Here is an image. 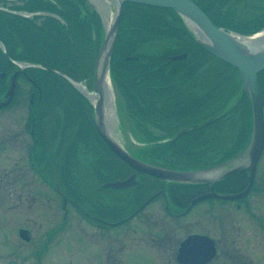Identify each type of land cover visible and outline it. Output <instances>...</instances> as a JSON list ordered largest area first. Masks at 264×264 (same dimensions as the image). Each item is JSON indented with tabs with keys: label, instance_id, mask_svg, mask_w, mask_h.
Returning <instances> with one entry per match:
<instances>
[{
	"label": "flooded vegetation",
	"instance_id": "obj_1",
	"mask_svg": "<svg viewBox=\"0 0 264 264\" xmlns=\"http://www.w3.org/2000/svg\"><path fill=\"white\" fill-rule=\"evenodd\" d=\"M26 1L30 0H4V4L11 11H24L13 6ZM199 4L213 20L234 28L252 29L264 24V0H199ZM44 18L27 19L42 25ZM0 42V101L6 100L7 90L13 87L10 101L0 107V114L6 111L8 120L5 125L0 122V143L6 138L7 145L16 152L14 156L8 152L11 166H0V187L5 189V193L0 191V199L11 202V213L17 209L15 206L23 207L24 221L34 222L37 213L43 215L42 220L48 203V207L56 209L48 214L60 217L53 227L60 231L56 234L62 233L70 218L75 223L80 216L91 228L102 232L101 238H106L103 245L108 249L102 254L107 255V260L99 261L100 264H132L140 255L146 257L147 264H264V148L253 183L245 195L234 199L212 194L243 192L247 188L246 170L218 181L199 183L159 181L138 172L135 187H107L108 183L134 175L135 170L113 154L95 132L88 102L69 83L62 84L53 69L46 72L47 67L41 63L14 58L6 44L1 39ZM15 52L22 55L20 47ZM176 55L182 54H171L165 59L176 62L188 57L185 54L173 59ZM202 82L204 89V78ZM258 82L264 98V70L258 74ZM64 95L73 101L62 100ZM148 104L152 106L150 110H140L142 107L138 106L133 109L139 121L143 119L155 126H144L140 121V136L161 140L165 137L163 132L179 131L165 112L156 110L158 102ZM200 113L205 114L204 104ZM215 116L197 124L201 125L194 128L201 130L197 138L192 134L194 129L183 135L182 154L187 166L175 167L163 160L166 166L204 169L216 165L222 142L230 140L231 134L222 129L228 120L219 122L221 118ZM15 120L20 121L23 131L13 130ZM154 129L158 132L152 134ZM141 151L148 156L141 154V158L149 162L155 161L154 157L167 158L157 148L151 154L145 148ZM211 152L214 154L207 162L205 155ZM196 162L199 167L189 165ZM82 187H88L89 208L79 200ZM117 193L122 194V200ZM227 215L231 223L225 229L221 221ZM20 228L28 229L31 236L30 228ZM31 239L32 236L27 243ZM112 240L117 243L116 250H109Z\"/></svg>",
	"mask_w": 264,
	"mask_h": 264
},
{
	"label": "trees",
	"instance_id": "obj_2",
	"mask_svg": "<svg viewBox=\"0 0 264 264\" xmlns=\"http://www.w3.org/2000/svg\"><path fill=\"white\" fill-rule=\"evenodd\" d=\"M0 3L4 4V0ZM208 6L212 7L210 3ZM15 7L27 11L45 9L56 12L65 24L50 23L48 18H44L45 22L38 25L34 22L38 16L29 20L0 10V39L14 57L41 63L77 80L92 79L93 63L103 30L98 27L99 18L89 10L86 0H30ZM246 29L250 30L239 31H254ZM16 47L21 48L22 55L15 54ZM178 52H188V57L176 62L165 59ZM1 64L0 60V68ZM111 75L133 109L138 106L139 109L142 107L140 110H150L152 106L148 103L158 102L156 110L165 112L177 130L224 112L219 122L231 119L229 124L228 121L222 124L223 131L231 134V138L222 142L220 161L235 154L247 142L250 111L245 93H240L236 69L202 49L182 18L171 9L125 2L111 58ZM54 76L60 78L62 84L69 83L60 74L55 73ZM62 98L73 101L69 96ZM234 98H238V103L229 106ZM202 104L205 105L204 116L200 113ZM171 105L173 107H167ZM197 115L202 118L196 120ZM189 119L191 122H186ZM94 130L96 132L95 126ZM200 131L194 129L193 136L197 138ZM182 139L183 135L157 148L167 157L163 160L175 167L187 166V158L182 154ZM211 153L205 155L207 162L214 154Z\"/></svg>",
	"mask_w": 264,
	"mask_h": 264
},
{
	"label": "water",
	"instance_id": "obj_3",
	"mask_svg": "<svg viewBox=\"0 0 264 264\" xmlns=\"http://www.w3.org/2000/svg\"><path fill=\"white\" fill-rule=\"evenodd\" d=\"M117 5L116 13L112 24L105 33L103 44L94 62L93 91L97 94L94 101L95 123L99 134L107 146L129 166L139 172L153 175L161 181L176 182H212L217 181L229 174L246 170L247 188L241 193L212 194L220 198H237L243 196L252 184L256 163L263 150L264 145V118L262 97L257 80V73L264 69V36H260L259 41H249V37H254L261 33L264 35V28L253 35L239 34L223 27L215 25L207 14L192 0H113ZM124 1L140 3L150 6L168 7L175 10L190 27L195 34L196 40L207 52L215 57L231 64L237 69L238 77L241 81V90L246 92L251 107V131L249 138L243 148L230 159L215 166L204 169H171L156 164L143 161L124 148L106 126L105 96L104 89L100 86L98 77V64L102 52L106 45L108 50L104 54L103 70L101 74H109L110 58L115 43L120 17L123 11ZM189 22L201 32L204 40L197 37L196 32ZM185 54L173 56V59L182 58ZM75 83V82H73ZM83 92V91H82ZM84 93V92H83ZM13 94V87L6 92L7 99L0 102V106L6 105ZM85 94V93H84ZM209 122V121H208ZM206 122V123H208ZM205 123V124H206ZM203 125V124H202ZM201 126V125H199ZM191 127L180 130L175 137L188 132ZM209 171H212L209 172ZM136 174V173H135ZM135 175L124 181L108 183L106 186L120 188L135 185ZM25 231H21V236L27 239Z\"/></svg>",
	"mask_w": 264,
	"mask_h": 264
},
{
	"label": "rangeland",
	"instance_id": "obj_4",
	"mask_svg": "<svg viewBox=\"0 0 264 264\" xmlns=\"http://www.w3.org/2000/svg\"><path fill=\"white\" fill-rule=\"evenodd\" d=\"M88 2L100 12L106 33L112 24L116 13L117 5L115 1L88 0ZM5 6L6 5L4 4V7ZM84 81L85 80H82V84H84ZM90 92L91 94L96 93L92 89H90ZM111 95V122H108L107 120L105 104L106 126L108 130L123 145L131 147L138 146V140L140 139V135H138V132L140 133L139 127L137 126L138 129H135L133 127L134 122H131L132 119L130 117V119L125 117L127 115V110H125V108L123 109V104H120L119 102L117 103V98L115 100V97H120V95L115 89L113 83L111 87ZM186 104H188V102H186ZM116 109L118 116H116ZM0 115V122L3 125H5V123L7 124L8 120L5 117L7 116L6 111H1ZM200 118H202V116L197 115L195 119L197 120ZM190 120L191 119L186 122H191ZM140 121L151 124L143 119ZM20 126V121L18 122L15 120L13 130L23 131ZM210 129H212V127H210ZM2 141L3 142L0 143V166H6L13 163L12 159L9 161L8 152H10L12 156H14L16 152L12 151L7 145L6 138ZM131 150H134L135 155L140 156L143 153V151L140 152L139 148ZM79 189V200H81L85 208L91 207V203L86 196L88 195V187H82ZM0 191L5 193L3 187H0ZM116 195L119 197V200L120 198L122 200V194L119 195L117 193ZM3 197H5V194ZM10 205V201L2 198L0 199V264H100L99 261H103L104 259L107 260V255H104V258L102 254L103 250L104 253H106L105 250L108 249L107 247L105 249V246L103 245L106 238H101L100 235H102V232L96 230L95 227L91 228L87 224V221L80 218V216L77 215V221L75 223L74 219L70 218L65 229L62 230V233L56 234L60 231H55L53 227L58 223L60 217L57 215L53 216L52 213L50 215L48 214L55 209L54 206L49 205L48 207V203H46L44 206L45 209L48 208L45 210L46 217L40 220L43 215L41 214L39 216L37 213L33 222L24 221L22 213L25 211L22 210L23 207L19 208L18 206H15L17 209H12L15 211L11 213ZM31 212L35 211L33 210ZM74 213L76 215V212ZM230 223V216H223L221 221L222 228H230ZM20 227L30 228L29 230H31L32 239L29 243L23 242L20 239L18 235V229ZM54 238L58 241L53 240ZM113 240L110 242L109 250H116L117 243ZM44 246L48 248L47 254L44 256H41L40 254V257H37L35 253H40ZM22 257H25V261H23L24 258ZM131 263L147 264L146 257L140 255L137 259L131 261Z\"/></svg>",
	"mask_w": 264,
	"mask_h": 264
},
{
	"label": "bare ground",
	"instance_id": "obj_5",
	"mask_svg": "<svg viewBox=\"0 0 264 264\" xmlns=\"http://www.w3.org/2000/svg\"><path fill=\"white\" fill-rule=\"evenodd\" d=\"M88 8H89V10L91 11V12H94L96 15H97V17L99 16V12L96 10V8L95 7H93L92 5H90V4H88ZM50 14V15H49ZM57 14H55L54 12H49L48 14H46V16H45V18H46V20H47V18H48V20L47 21H49L50 23H52L53 21H57V22H60L61 24H65V22H64V20L62 19H60V18H58L59 16H56ZM25 18H28L27 16L25 17ZM46 21V22H47ZM189 24H190V26L194 29V31L196 32V34H197V36H198V38H200V39H202V40H204V37H203V35L201 34V32L193 25V23L192 22H189ZM98 27L99 28H101V27H103V25H102V23L99 21V25H98ZM260 36H264V35H261V33L260 34H258V35H255L254 37H249L248 39H249V41H259V40H261V38H260ZM102 42H99V49H98V53L97 54H99V51H100V48H101V46H102ZM108 50V45H106V47H105V49H104V51L102 52V54H101V57H100V61H99V64H98V77H100V86H102V88L104 89V96H105V104H106V114H107V120H108V122L110 121L111 122V111H112V107H111V99H112V95H111V87H112V82H113V85L115 86V89L116 90H118V91H120V89L116 86V84H115V82H114V80H113V77L110 79V76H109V74L108 73H105V74H101V71L103 70V65H102V63H103V59H104V54H105V52ZM23 54V53H22ZM24 54H26L25 52H24ZM15 58V57H14ZM36 63H38V62H36ZM21 64H23V62H21L20 63V65ZM50 69H52V68H50ZM46 70H49V68H46ZM112 80V81H111ZM87 81V80H86ZM79 85V87L82 89V90H84L85 91V93H87L88 95H89V97H91V99L93 100V101H95L96 100V98H97V94H91V93H89V92H87L86 90H85V88H84V86L83 85H81V84H78ZM121 92V91H120ZM118 99H120V97H118ZM120 104H122V102L121 101H118ZM113 111H114V108H113ZM113 113V112H112ZM125 117H127V118H129L130 116L129 115H126ZM130 119V118H129ZM130 121V120H129ZM133 120H131V122H132Z\"/></svg>",
	"mask_w": 264,
	"mask_h": 264
}]
</instances>
